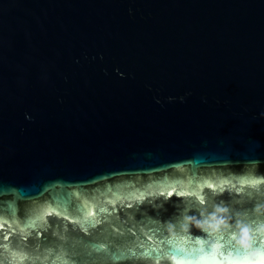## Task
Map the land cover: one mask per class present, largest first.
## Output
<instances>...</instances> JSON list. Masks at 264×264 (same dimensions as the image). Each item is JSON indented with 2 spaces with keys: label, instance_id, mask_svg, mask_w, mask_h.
Segmentation results:
<instances>
[{
  "label": "water",
  "instance_id": "95a60500",
  "mask_svg": "<svg viewBox=\"0 0 264 264\" xmlns=\"http://www.w3.org/2000/svg\"><path fill=\"white\" fill-rule=\"evenodd\" d=\"M256 175L264 0H0V264H171Z\"/></svg>",
  "mask_w": 264,
  "mask_h": 264
},
{
  "label": "clouds",
  "instance_id": "9594fccd",
  "mask_svg": "<svg viewBox=\"0 0 264 264\" xmlns=\"http://www.w3.org/2000/svg\"><path fill=\"white\" fill-rule=\"evenodd\" d=\"M249 186L264 184V175H256L243 182ZM204 196L198 203L199 215L181 214L175 221L164 222L166 248L171 264H264V204H256L251 214L257 217L255 225L248 213H233L223 203L215 204L211 211L204 208ZM203 235L194 236L192 228ZM245 255L236 259L231 250L225 251V239ZM259 247H254L256 242Z\"/></svg>",
  "mask_w": 264,
  "mask_h": 264
}]
</instances>
